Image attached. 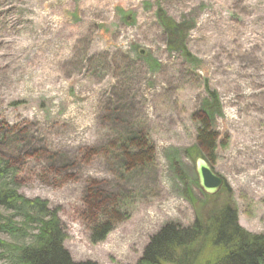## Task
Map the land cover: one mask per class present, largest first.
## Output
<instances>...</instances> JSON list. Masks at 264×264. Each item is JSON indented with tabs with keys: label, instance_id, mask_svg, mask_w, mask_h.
<instances>
[{
	"label": "rangeland",
	"instance_id": "obj_1",
	"mask_svg": "<svg viewBox=\"0 0 264 264\" xmlns=\"http://www.w3.org/2000/svg\"><path fill=\"white\" fill-rule=\"evenodd\" d=\"M139 138L149 163L127 170ZM0 157L19 198L57 211L76 262L136 264L165 225L225 205L263 234L264 0H0ZM199 158L223 180L215 195ZM102 208L115 224L93 244ZM28 228L0 240L28 244Z\"/></svg>",
	"mask_w": 264,
	"mask_h": 264
},
{
	"label": "trees",
	"instance_id": "obj_2",
	"mask_svg": "<svg viewBox=\"0 0 264 264\" xmlns=\"http://www.w3.org/2000/svg\"><path fill=\"white\" fill-rule=\"evenodd\" d=\"M200 145L207 151H215L218 137L210 131L207 121L199 128ZM148 145L143 138L128 142L122 148L126 169L149 163ZM18 169L10 161L0 157V179L11 184L0 186V209L15 215L0 217V232L19 235L22 228L35 226L31 242L10 245L0 240V262L7 264H97L76 262L65 248V230L57 211L46 202L26 201L19 198L13 185ZM12 179V180H11ZM103 209V208H102ZM99 209V218L91 223V243L103 242L115 224V217L107 210ZM102 210V211H101ZM20 218V224L15 222ZM4 224H3V223ZM18 225L20 228H18ZM25 228V229H24ZM201 259V262L198 260ZM264 264V233L253 235L238 223L236 211L225 205L203 222L196 219L190 227L171 223L153 235L136 264Z\"/></svg>",
	"mask_w": 264,
	"mask_h": 264
},
{
	"label": "water",
	"instance_id": "obj_3",
	"mask_svg": "<svg viewBox=\"0 0 264 264\" xmlns=\"http://www.w3.org/2000/svg\"><path fill=\"white\" fill-rule=\"evenodd\" d=\"M198 184L202 191L208 195H215L222 187L223 180L216 175L209 164L199 158L196 161Z\"/></svg>",
	"mask_w": 264,
	"mask_h": 264
},
{
	"label": "bare ground",
	"instance_id": "obj_4",
	"mask_svg": "<svg viewBox=\"0 0 264 264\" xmlns=\"http://www.w3.org/2000/svg\"><path fill=\"white\" fill-rule=\"evenodd\" d=\"M252 179H253V178H251V177H249V179H246V180H247V185H248L249 187L258 186L259 188H261V187H260L259 185H257V183L254 182Z\"/></svg>",
	"mask_w": 264,
	"mask_h": 264
}]
</instances>
